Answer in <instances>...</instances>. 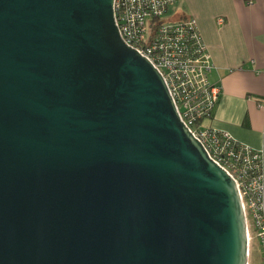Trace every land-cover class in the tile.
<instances>
[{
    "label": "water",
    "instance_id": "obj_1",
    "mask_svg": "<svg viewBox=\"0 0 264 264\" xmlns=\"http://www.w3.org/2000/svg\"><path fill=\"white\" fill-rule=\"evenodd\" d=\"M115 0H0V264H248L233 176Z\"/></svg>",
    "mask_w": 264,
    "mask_h": 264
},
{
    "label": "built area",
    "instance_id": "obj_2",
    "mask_svg": "<svg viewBox=\"0 0 264 264\" xmlns=\"http://www.w3.org/2000/svg\"><path fill=\"white\" fill-rule=\"evenodd\" d=\"M177 0H115L122 38L162 73L181 120L210 156L233 176L242 201L248 249L258 241L264 261V170L262 151L237 141L228 131L203 123L211 116L221 86L210 80L211 54L195 16L169 18ZM222 23L223 17H218Z\"/></svg>",
    "mask_w": 264,
    "mask_h": 264
},
{
    "label": "crops",
    "instance_id": "obj_3",
    "mask_svg": "<svg viewBox=\"0 0 264 264\" xmlns=\"http://www.w3.org/2000/svg\"><path fill=\"white\" fill-rule=\"evenodd\" d=\"M191 15L211 54L210 80L221 86L203 123L261 150L264 170V0H177L170 7L172 18Z\"/></svg>",
    "mask_w": 264,
    "mask_h": 264
},
{
    "label": "rangeland",
    "instance_id": "obj_4",
    "mask_svg": "<svg viewBox=\"0 0 264 264\" xmlns=\"http://www.w3.org/2000/svg\"><path fill=\"white\" fill-rule=\"evenodd\" d=\"M167 19H175V18L167 17ZM249 263L250 264H264L261 246L259 245L258 241L254 242L250 249Z\"/></svg>",
    "mask_w": 264,
    "mask_h": 264
},
{
    "label": "flooded vegetation",
    "instance_id": "obj_5",
    "mask_svg": "<svg viewBox=\"0 0 264 264\" xmlns=\"http://www.w3.org/2000/svg\"><path fill=\"white\" fill-rule=\"evenodd\" d=\"M248 264H250V263L248 262Z\"/></svg>",
    "mask_w": 264,
    "mask_h": 264
}]
</instances>
